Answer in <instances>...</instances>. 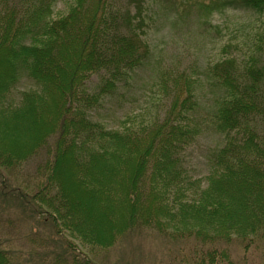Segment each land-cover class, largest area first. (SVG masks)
Returning <instances> with one entry per match:
<instances>
[{
    "label": "trees",
    "instance_id": "1",
    "mask_svg": "<svg viewBox=\"0 0 264 264\" xmlns=\"http://www.w3.org/2000/svg\"><path fill=\"white\" fill-rule=\"evenodd\" d=\"M146 1L74 0L55 16L58 0H0V198L13 194L30 218L92 254L148 230L192 242L194 264H264V30L221 44L211 23L234 6L264 16V0H156L176 27L198 19L222 57L203 69L159 63L150 106L110 127L94 115L151 56ZM25 72L36 86L17 92ZM203 78L219 91L205 115ZM44 114L51 128L37 132ZM208 131L224 143L196 175L190 151ZM96 203L105 205L97 218ZM69 240L60 242L71 264H95ZM8 247L0 236V264H18Z\"/></svg>",
    "mask_w": 264,
    "mask_h": 264
},
{
    "label": "rangeland",
    "instance_id": "2",
    "mask_svg": "<svg viewBox=\"0 0 264 264\" xmlns=\"http://www.w3.org/2000/svg\"><path fill=\"white\" fill-rule=\"evenodd\" d=\"M73 1L58 0L54 15L65 14ZM146 2L149 27L146 29L144 39L151 46V56L132 73L128 84L120 85L107 107L96 116L94 115L93 119L104 121L110 127L117 128L126 114L150 106L149 102L152 99L159 63L164 65L167 63H196L198 68L203 69L209 63H214L222 57L220 52L222 40L239 43L252 30L254 32L264 30V16H257L237 6L226 8L214 13L211 17V23L222 27L223 31L218 38V42L221 44L215 42L214 44L213 34L211 33L209 36L207 32L202 33L200 25L196 22L198 19L195 17L184 20L179 18L176 27L174 26V14L168 11L163 12L162 5H158L156 0H147ZM73 46L66 45L68 51L64 47L70 58L77 51V48ZM65 50L62 52L65 53ZM5 51L6 49L0 47V73L5 69ZM98 79L97 75H93L90 83L95 85L98 83ZM33 86L36 84L25 72L21 74L16 90L18 92ZM218 94V89L203 78L199 90L201 114L205 115L210 111ZM44 117V120L41 119V121L43 120L42 125L39 124L37 132L42 129L49 131L51 128L50 115ZM36 131L32 135L37 134ZM4 143L14 149L23 144L22 140L17 142L8 139L4 140ZM223 143V136L211 131L200 137L198 143L190 151L191 163L196 175H204L208 172L207 157L209 152ZM68 170L67 172L65 170V173L67 180L70 181ZM8 190L9 188H7ZM2 191L5 193V189ZM93 206L96 209L93 208L96 218L99 214H104L105 205L96 203ZM0 236L5 244L13 249L18 264H45L44 262L48 260L49 264H71L70 256H67L65 252V254L62 253L60 242L67 238L78 247L77 250L83 257L92 259L95 264H194L190 259L192 242L165 238L148 230L122 239L112 249L99 250L97 254H92L78 238L70 236L67 231L57 232L50 226L30 218L23 210L21 201L10 193H6L3 198H0ZM235 250L236 256L242 253L241 248L234 247ZM256 255L260 256V253H256Z\"/></svg>",
    "mask_w": 264,
    "mask_h": 264
}]
</instances>
